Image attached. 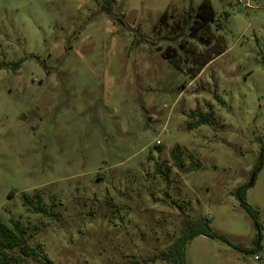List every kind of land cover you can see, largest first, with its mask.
Here are the masks:
<instances>
[{
	"label": "rangeland",
	"instance_id": "rangeland-1",
	"mask_svg": "<svg viewBox=\"0 0 264 264\" xmlns=\"http://www.w3.org/2000/svg\"><path fill=\"white\" fill-rule=\"evenodd\" d=\"M202 1L0 0V219L53 264H176L186 214L231 244L185 264H264V0H209L194 33Z\"/></svg>",
	"mask_w": 264,
	"mask_h": 264
},
{
	"label": "trees",
	"instance_id": "trees-1",
	"mask_svg": "<svg viewBox=\"0 0 264 264\" xmlns=\"http://www.w3.org/2000/svg\"><path fill=\"white\" fill-rule=\"evenodd\" d=\"M106 4L103 8L106 11H112V3L114 0H104ZM166 13L163 14V17ZM119 21L124 22L122 17H117ZM216 18V12L213 5L209 0H203L195 11V19L191 30L196 33L202 30L207 25H210ZM188 24V19L186 20ZM223 46L217 49L215 54H222L224 52ZM167 57L172 55L168 52ZM214 59V54L209 58H206L199 64V68L193 72V78L206 67ZM194 115L195 114L194 112ZM213 115L208 112L206 114H200L199 119L191 123V127H199L203 124H213ZM175 158L177 159L179 167H183V160L179 146H176ZM264 164V143L261 146V153L259 156V162L257 163L254 172L261 170ZM252 185V184H251ZM250 183L243 184L235 190V195L240 202L241 207L253 218L255 225L259 228L258 212L255 210L247 200V191ZM28 199V200H27ZM38 212H45V208L42 205V196L36 194ZM26 202H31L29 198H26ZM27 229L24 228L20 220H11V225L3 222L0 219V264H53L52 260L46 253H42L38 247L34 248L29 243V237L27 236ZM204 235L210 238L220 239L231 244L230 240L216 232L210 225L209 221L205 218H194L191 215L186 214L183 218V227L180 235L174 239L168 249L164 252L156 254L154 259L161 258L163 260L172 261L176 264H185L186 247L188 242L196 236ZM237 248L242 250L241 247ZM258 245L255 249L244 250L247 253H256L259 250Z\"/></svg>",
	"mask_w": 264,
	"mask_h": 264
},
{
	"label": "water",
	"instance_id": "water-1",
	"mask_svg": "<svg viewBox=\"0 0 264 264\" xmlns=\"http://www.w3.org/2000/svg\"><path fill=\"white\" fill-rule=\"evenodd\" d=\"M253 181L250 182V185L252 184Z\"/></svg>",
	"mask_w": 264,
	"mask_h": 264
}]
</instances>
